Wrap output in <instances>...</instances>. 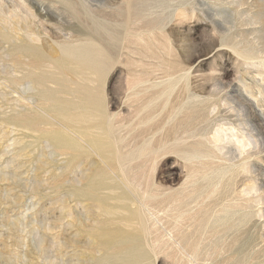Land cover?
<instances>
[{
	"label": "rangeland",
	"instance_id": "rangeland-1",
	"mask_svg": "<svg viewBox=\"0 0 264 264\" xmlns=\"http://www.w3.org/2000/svg\"><path fill=\"white\" fill-rule=\"evenodd\" d=\"M0 264H264V0H0Z\"/></svg>",
	"mask_w": 264,
	"mask_h": 264
},
{
	"label": "bare ground",
	"instance_id": "bare-ground-1",
	"mask_svg": "<svg viewBox=\"0 0 264 264\" xmlns=\"http://www.w3.org/2000/svg\"><path fill=\"white\" fill-rule=\"evenodd\" d=\"M250 14V13H249ZM255 22H256V20H255ZM261 23V22H260ZM99 24H100V22H99ZM95 37H97V36H95ZM114 37V36H113ZM66 47V46H65ZM96 47V46H95ZM86 49V48H85ZM84 50V49H83ZM80 52V51H79ZM81 53V52H80ZM71 54V53H70ZM250 54V53H249ZM86 55H88V53L86 54ZM253 55V54H252ZM76 56V55H75ZM71 57V56H70ZM78 57V56H77ZM80 57V56H79ZM85 57V56H84ZM36 58H37V56H36ZM90 58H91V56H90ZM74 59V58H73ZM68 60H69V58H68ZM86 61H88V58H87V60ZM90 61V60H89ZM88 61V62H89ZM92 61V60H91ZM73 62V61H72ZM75 62V61H74ZM90 63V62H89ZM85 66H86V62H85V64H84ZM92 65V64H91ZM94 65V64H93ZM95 66V65H94ZM92 67V66H91ZM90 67V68H91ZM98 67V66H97ZM82 68V67H81ZM92 70V69H91ZM101 73V72H100ZM244 89V88H243ZM256 104V103H255ZM233 108V107H232ZM235 108V107H234ZM239 111V110H238ZM236 112V111H235ZM245 112V111H244ZM243 113V112H242ZM241 114V113H240ZM240 120V119H239ZM245 120V119H244ZM225 122V121H224ZM240 122V121H239ZM226 123V122H225ZM239 125V124H238ZM228 126H229V124H228ZM227 127V126H226ZM226 127H224V128H226ZM242 127V126H241ZM223 128V127H222ZM231 128V127H230ZM219 129V128H218ZM234 129V128H233ZM217 130V129H216ZM229 130H231L230 132H227L228 131V129H223V130H221V128H220V130H217V133H216V139L218 140V141H222L224 138H232L233 139V137H235L236 138V141L237 142H239V138L238 137H236V136H238V135H235V134H233V130L232 129H229ZM251 131V130H250ZM253 132V131H252ZM245 134V133H244ZM247 134V133H246ZM249 135H250V133H249ZM214 136V135H213ZM252 138V137H251ZM251 138H249V139H247L249 142H251L250 141V139ZM262 138V137H261ZM239 139V140H238ZM201 140V139H200ZM216 140V141H217ZM244 140V139H243ZM243 140H241V141H243ZM245 140H246V138H245ZM246 140V141H247ZM252 140V139H251ZM213 141H215V140H213ZM215 141V142H216ZM235 141V142H236ZM247 141V142H248ZM252 141H254V140H252ZM234 142V143H235ZM259 142H261V141H259ZM253 143H255V142H253ZM263 143V142H262ZM65 144V143H64ZM229 144V143H228ZM67 145V144H66ZM231 145V144H230ZM229 145V146H230ZM228 146V145H227ZM234 146V145H233ZM246 145L243 143L242 144V146H241V149L242 148H244ZM236 147V146H235ZM66 148H68V147H66ZM218 148V147H217ZM220 149V148H219ZM240 149V150H241ZM228 150V149H227ZM228 152V151H227ZM245 153V152H244ZM259 153V152H258ZM188 155V154H187ZM194 155V154H193ZM227 156V155H226ZM188 157V156H187ZM233 158H234V156H233ZM236 159V158H235ZM229 160H230V158H229ZM232 160V159H231ZM237 163V162H236ZM245 167V166H244ZM247 167V166H246ZM247 169V168H246ZM245 171V170H244ZM252 173H254V172H252ZM245 175V174H244ZM255 175V174H254ZM131 184V183H130ZM263 184V183H262ZM256 193V192H255ZM260 193V192H259ZM136 198V197H135ZM145 205H146V203H145ZM148 206V205H147ZM147 206H145V208L147 209ZM133 207V206H132ZM143 207H144V204H143ZM143 207H141V209L143 208ZM144 208V209H145ZM149 209V208H148ZM151 210V209H150ZM147 211V210H146ZM149 211V210H148ZM152 213V212H151ZM143 214V213H142ZM146 214H147V212H146ZM141 215V214H140ZM149 215V214H148ZM145 216V215H144ZM150 216V215H149ZM136 217H137V215H136ZM150 218V217H149ZM145 220H146V222H147V219H148V217H147V219L146 218H144ZM149 220V219H148ZM146 222H145V225H146ZM149 222V221H148ZM148 222H147V224H148ZM144 224V223H143ZM149 226V225H148ZM146 228V227H145ZM140 230H141V227H140ZM148 231V230H147ZM145 232H146V229H145ZM149 233V232H148ZM147 234V233H146ZM128 235V234H127ZM149 237V236H148ZM128 238H130V236L128 237ZM148 241V240H147ZM135 242V241H134ZM122 243V242H121ZM130 244V243H129ZM123 246V245H122Z\"/></svg>",
	"mask_w": 264,
	"mask_h": 264
}]
</instances>
